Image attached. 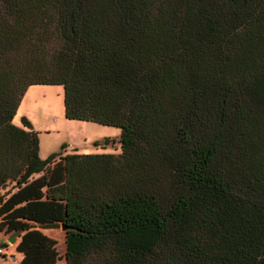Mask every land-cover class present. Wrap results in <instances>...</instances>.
<instances>
[{"label": "trees", "instance_id": "1", "mask_svg": "<svg viewBox=\"0 0 264 264\" xmlns=\"http://www.w3.org/2000/svg\"><path fill=\"white\" fill-rule=\"evenodd\" d=\"M32 84L119 151L40 158ZM60 224L65 264H264V0H0V229L51 264Z\"/></svg>", "mask_w": 264, "mask_h": 264}, {"label": "rangeland", "instance_id": "2", "mask_svg": "<svg viewBox=\"0 0 264 264\" xmlns=\"http://www.w3.org/2000/svg\"><path fill=\"white\" fill-rule=\"evenodd\" d=\"M24 116L30 126L36 130L38 139V156L43 158L49 153L59 150L65 144V150L78 152L105 151L116 153L119 151L117 142L118 128L112 125H102L89 120L69 119L63 115L62 86L59 84H32L23 91L15 109L11 122L21 125ZM107 137L106 143L101 142ZM113 138V140H111ZM98 140L97 145L92 142ZM41 230L56 239V247L61 256L53 264H64L63 229L60 225L42 227ZM4 233V237L8 233ZM13 242L6 238L1 239L0 262L9 261L10 264H19V253ZM85 264H97L92 255L85 259Z\"/></svg>", "mask_w": 264, "mask_h": 264}, {"label": "crops", "instance_id": "3", "mask_svg": "<svg viewBox=\"0 0 264 264\" xmlns=\"http://www.w3.org/2000/svg\"><path fill=\"white\" fill-rule=\"evenodd\" d=\"M41 228L42 227H39V229L41 230ZM42 231V230H41ZM4 231H3V229H0V246H1V244H2V242H1V239H4V238H6V237H4V233H3ZM43 232V231H42ZM44 233V232H43ZM46 234V233H45ZM46 235H48V236H50V237H52L53 238V236L52 235H50V234H46ZM7 236V235H6ZM16 242H17V239L15 240V242H14V244H16ZM63 243H64V241H63ZM18 253H19V256H18V259H19V264H21L20 263V257H21V253L19 252V251H17ZM58 254H59V257L61 256V254H60V252L58 251ZM2 256L3 257H5L6 256V253L4 252H2ZM58 257V258H59ZM57 260V259H56ZM53 263H55V262H53ZM53 263H51V264H53ZM0 264H10L9 263V261H5V262H0ZM65 264V263H64Z\"/></svg>", "mask_w": 264, "mask_h": 264}, {"label": "water", "instance_id": "4", "mask_svg": "<svg viewBox=\"0 0 264 264\" xmlns=\"http://www.w3.org/2000/svg\"><path fill=\"white\" fill-rule=\"evenodd\" d=\"M60 228H61V229H65L66 227H65V225H63V224H60ZM17 233H18L17 230H13V231L9 232V233L7 234V236H6V240H7L8 242H13L14 237H15V235H16Z\"/></svg>", "mask_w": 264, "mask_h": 264}, {"label": "built area", "instance_id": "5", "mask_svg": "<svg viewBox=\"0 0 264 264\" xmlns=\"http://www.w3.org/2000/svg\"><path fill=\"white\" fill-rule=\"evenodd\" d=\"M0 253H2V251H1V247H0Z\"/></svg>", "mask_w": 264, "mask_h": 264}]
</instances>
